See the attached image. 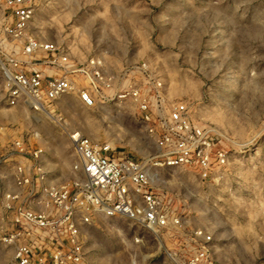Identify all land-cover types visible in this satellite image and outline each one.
Here are the masks:
<instances>
[{
  "label": "rangeland",
  "instance_id": "374dc122",
  "mask_svg": "<svg viewBox=\"0 0 264 264\" xmlns=\"http://www.w3.org/2000/svg\"><path fill=\"white\" fill-rule=\"evenodd\" d=\"M32 31L84 58L117 66L148 60L169 95L192 103L194 117L235 142L227 168L203 181L183 168L150 167L180 200L184 221L212 235L214 264H264V0H33ZM81 130L120 155L146 160L158 148L130 104L86 107L73 95L55 111L12 106L0 71V173L9 172L16 137L38 135L45 165L61 182L77 158L68 133ZM146 247L133 242L135 233ZM0 222V264H14ZM90 264H173L147 231L101 217L89 226ZM148 255L146 257H143Z\"/></svg>",
  "mask_w": 264,
  "mask_h": 264
},
{
  "label": "built area",
  "instance_id": "2783aa9c",
  "mask_svg": "<svg viewBox=\"0 0 264 264\" xmlns=\"http://www.w3.org/2000/svg\"><path fill=\"white\" fill-rule=\"evenodd\" d=\"M35 11L33 0H0L7 101L33 114L54 113L68 95L86 107L130 104L158 151L146 160L120 155L73 129L68 136L77 160L73 177L61 182L45 165L38 135L13 139V153L4 158L9 172L0 173V222L1 239L14 246V264H90L88 227L101 217L151 233L173 264H214L212 235L186 224L180 200L159 187L150 167L183 168L214 180L236 142L197 120L190 101L172 98L148 60L117 66L101 54L78 58L63 44L37 37ZM133 242L147 246L138 232Z\"/></svg>",
  "mask_w": 264,
  "mask_h": 264
}]
</instances>
